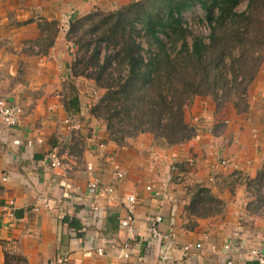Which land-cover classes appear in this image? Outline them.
Returning a JSON list of instances; mask_svg holds the SVG:
<instances>
[{"label": "crops", "instance_id": "obj_1", "mask_svg": "<svg viewBox=\"0 0 264 264\" xmlns=\"http://www.w3.org/2000/svg\"><path fill=\"white\" fill-rule=\"evenodd\" d=\"M130 1L0 0V95L23 110L18 126L0 124V205L14 200L18 218L13 234L3 231L0 237L28 264H159L161 241L150 236L147 218L160 215L159 230L175 233L168 264H225L229 259L255 264L246 251L264 249V209L258 215L248 212L253 197L236 173L252 178L264 163V64L249 87L247 112L238 113L231 104L217 111L211 97H195L185 109L187 121L198 128L195 138L167 147L142 133L129 146L118 147L108 139L105 124L89 114L93 81L71 75L76 48L66 40V30L58 31L46 51L40 49L44 21L112 10ZM67 81L79 93L80 117H72L81 123L78 130L64 123ZM221 123L224 127L214 133ZM53 150L60 153L59 167L46 160ZM219 159L227 165L212 171ZM173 163L182 173L179 182L170 171ZM115 165L125 173L119 180ZM93 176L113 187L94 200L98 211L87 193ZM196 186L208 187L224 207L221 213L192 218L197 225L190 229L185 206ZM128 194L136 203L134 220L125 227ZM187 244L193 247L185 253Z\"/></svg>", "mask_w": 264, "mask_h": 264}, {"label": "trees", "instance_id": "obj_2", "mask_svg": "<svg viewBox=\"0 0 264 264\" xmlns=\"http://www.w3.org/2000/svg\"><path fill=\"white\" fill-rule=\"evenodd\" d=\"M42 31L40 49L46 51L58 21H44ZM65 38L76 47L72 77L103 89L89 114L105 124L108 139L123 147L149 133L170 147L197 136L198 128L185 116L195 97H211L217 111L228 103L238 113L248 111L249 87L264 64V0H131L75 17ZM78 94L74 82L63 84L62 103L70 117H80ZM223 127L218 124L213 132ZM236 175L253 197L248 212L260 214L264 163L252 178ZM223 207L208 187L196 186L185 206V226L192 229L197 225L192 218L221 213ZM6 243L0 237L4 264H28Z\"/></svg>", "mask_w": 264, "mask_h": 264}, {"label": "built area", "instance_id": "obj_3", "mask_svg": "<svg viewBox=\"0 0 264 264\" xmlns=\"http://www.w3.org/2000/svg\"><path fill=\"white\" fill-rule=\"evenodd\" d=\"M63 21L65 22V24H62V26L65 30H67L69 17H64ZM22 115L23 110L20 105L9 102L0 95V124L5 125L8 128L18 126L21 122ZM64 123L68 128L72 130H78L81 127V123L70 116L67 117ZM14 142L19 143L18 140H15ZM46 160L52 168L59 167L62 162L57 150L49 152L46 155ZM218 165L225 167L227 165V161L225 159H219L216 164L210 166L211 170L214 171ZM170 171L173 173L176 182H179L181 180L182 173L178 165L174 163L171 164ZM124 174V171L118 165L114 166V176L117 180L123 178ZM4 179L5 178H3V180ZM146 188L148 190L151 189L150 186H147ZM112 192V186H103L99 178L93 176L87 183V193L89 197L93 200L90 205L92 210L98 211L99 209L97 204L94 203V200L97 197L101 196L102 194H108ZM124 203L127 209V215L123 220H121V225L125 227H130L131 223L134 220L133 209L136 203L135 195H126ZM16 210V203L12 199L0 205V235L3 231H6L9 235L13 234L16 223L18 222ZM33 210L38 211V208L34 207ZM147 221L148 231L152 239H157L161 241L159 252V264H168L170 262L169 251L170 249L175 248V233L173 231L164 233L159 230V226L162 222V217L160 215L149 216L147 218ZM200 246V244H196L194 248H200ZM192 247V245L187 244L182 247V250L187 253L191 250ZM229 249L230 246L228 244H225L224 250ZM97 252L101 254L102 250L99 248L97 249ZM246 252V255L252 260H254L255 264H264V249L250 248ZM124 255L127 256V253L124 252ZM225 264H235V262L232 259H229L225 262Z\"/></svg>", "mask_w": 264, "mask_h": 264}, {"label": "rangeland", "instance_id": "obj_4", "mask_svg": "<svg viewBox=\"0 0 264 264\" xmlns=\"http://www.w3.org/2000/svg\"><path fill=\"white\" fill-rule=\"evenodd\" d=\"M120 6V5H119ZM244 7H245V2H243L242 3V5L240 6V9H244ZM117 8V7H116ZM92 11V10H91ZM104 11H106V10H104ZM84 14H86V13H84ZM84 14H81V15H73L72 17H69V16H63L61 19L62 20H58V24H59V31L61 30V28L63 29L64 27L62 26V24H65V22L63 21V18L64 17H69V23H68V27H67V30H68V28H69V25H70V23H71V21L73 20V19H75V17L77 18V17H79V16H82V15H84ZM56 21V20H55ZM203 32L204 33H206V30L205 29H203ZM76 48V47H75ZM103 93V89H96L95 88V86L94 87H92V88H90V89H88V98L90 99V101H91V105L94 103V102H96L97 101V99H98V97L101 95ZM193 102V101H192ZM192 104V103H191ZM228 104H231V103H228ZM227 104V105H228ZM90 105V106H91ZM232 105V104H231ZM226 106V105H225ZM224 106V107H225ZM233 106V105H232ZM216 107V106H215Z\"/></svg>", "mask_w": 264, "mask_h": 264}]
</instances>
